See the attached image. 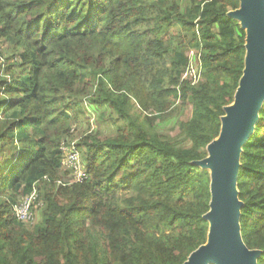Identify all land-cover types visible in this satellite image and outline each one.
<instances>
[{
	"label": "trees",
	"instance_id": "1",
	"mask_svg": "<svg viewBox=\"0 0 264 264\" xmlns=\"http://www.w3.org/2000/svg\"><path fill=\"white\" fill-rule=\"evenodd\" d=\"M238 6L0 0V264H182L205 243L210 175L194 162L242 75L245 30L227 15ZM190 49L201 56L196 85L180 80ZM176 101L189 114L173 135L159 134L155 122L174 116ZM84 103L115 128L80 136L88 176L69 182L59 144L85 120ZM33 186L43 208L28 226L12 206ZM236 186L240 236L264 264V101Z\"/></svg>",
	"mask_w": 264,
	"mask_h": 264
},
{
	"label": "water",
	"instance_id": "2",
	"mask_svg": "<svg viewBox=\"0 0 264 264\" xmlns=\"http://www.w3.org/2000/svg\"><path fill=\"white\" fill-rule=\"evenodd\" d=\"M227 12L245 30V55L231 104L224 107L220 131L194 162L209 170L207 239L182 264H256L260 250L249 249L240 236L242 202L236 186L241 147L251 135L264 101V0H238Z\"/></svg>",
	"mask_w": 264,
	"mask_h": 264
},
{
	"label": "built area",
	"instance_id": "3",
	"mask_svg": "<svg viewBox=\"0 0 264 264\" xmlns=\"http://www.w3.org/2000/svg\"><path fill=\"white\" fill-rule=\"evenodd\" d=\"M188 63L181 74L180 80H187L190 85H196L203 78V69L201 66L200 51L197 49H190L187 52ZM3 55H0V62L3 61ZM73 131V128H71ZM59 149L63 154L62 168L69 172L71 181L81 182L88 176L80 151L76 146V138L63 140L59 144ZM69 182H61L57 180L56 184L66 185ZM38 200V192L35 186L32 190L18 202L13 204L12 212L17 221L25 224L32 223L34 220L33 207Z\"/></svg>",
	"mask_w": 264,
	"mask_h": 264
},
{
	"label": "rangeland",
	"instance_id": "4",
	"mask_svg": "<svg viewBox=\"0 0 264 264\" xmlns=\"http://www.w3.org/2000/svg\"><path fill=\"white\" fill-rule=\"evenodd\" d=\"M180 2L184 3L185 0H179ZM230 11V10H229ZM179 26H176L175 29H178ZM6 45L3 44L2 41H0V55H3L5 53ZM7 54V53H6ZM8 55V54H7ZM86 101V100H83ZM175 104H178L179 108L177 113L172 116L171 118L165 120V121H156L154 124L155 129L159 134H167V135H173L175 133V130L177 128L176 122L183 118L185 115L189 114L191 110V104H181V102L176 101ZM84 110H85V120L79 122L75 127L73 126V138H76V141L80 138V136L85 135L89 132H94L98 134L100 137H105L107 135H110L114 132V125L111 122V118L108 112H107V121L104 122H97V117L99 115V111L96 109L90 108L86 103H84ZM144 115V113H142ZM113 116V115H112ZM142 118V117H141ZM81 151V150H80ZM6 157V156H5ZM4 157V159H5ZM2 160V157H0V162ZM67 177V174H65ZM69 176V174H68ZM23 198V197H22ZM43 208V202L41 200L36 201V205L34 207V220L32 223H28V226H32L34 223L40 221L41 219V210Z\"/></svg>",
	"mask_w": 264,
	"mask_h": 264
}]
</instances>
